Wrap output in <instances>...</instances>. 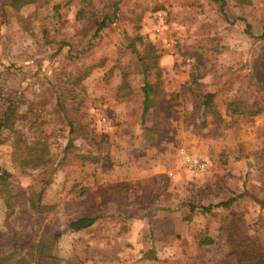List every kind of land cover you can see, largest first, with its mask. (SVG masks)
I'll list each match as a JSON object with an SVG mask.
<instances>
[{
	"label": "rangeland",
	"instance_id": "obj_1",
	"mask_svg": "<svg viewBox=\"0 0 264 264\" xmlns=\"http://www.w3.org/2000/svg\"><path fill=\"white\" fill-rule=\"evenodd\" d=\"M222 2L0 6V118L11 101L24 116L0 131V166L11 174L13 195L0 192V258L16 235L28 264H237L223 229L230 222L264 254V112L225 115L235 99L263 105L253 82L264 73V41L248 37L239 19L261 31L264 0ZM101 21L108 26L96 33ZM193 76L215 93L219 126L199 108ZM145 81L158 96L143 115ZM124 91L130 94L119 98ZM59 101L77 105L86 138L72 140ZM181 148L203 157L207 171L186 174ZM229 198L237 200L226 209H189ZM84 216L99 219L60 237L45 260L41 236Z\"/></svg>",
	"mask_w": 264,
	"mask_h": 264
},
{
	"label": "trees",
	"instance_id": "obj_2",
	"mask_svg": "<svg viewBox=\"0 0 264 264\" xmlns=\"http://www.w3.org/2000/svg\"><path fill=\"white\" fill-rule=\"evenodd\" d=\"M38 0H0V6L4 4L9 5L14 10H20L21 8L36 3ZM222 4V0H212ZM238 5H248L250 4V0H235ZM245 23V27L243 28V32L254 41H264V28L261 31L254 32L251 25L245 22L244 19H239ZM114 23V22H113ZM108 24L105 21H101L98 24V28L96 29V33H98L103 28L107 27ZM129 47L136 52V48L133 44H130ZM264 58V57H263ZM156 62V61H155ZM11 68H16L20 70V66L17 65H10ZM91 69L87 68L85 72H83L82 78L90 73ZM198 78V77H197ZM196 77H192V82L197 85V89L195 90L197 95L200 97L199 108H201L204 114L210 116V120L208 124L211 126H219L224 121V116L218 111L215 105V93L214 92H203L201 83L198 82ZM255 82L253 85L255 88L262 94V103L263 105L258 106L256 109H251L245 102L241 100H232L226 105V116L234 117V116H248L253 117L264 112V73H261L259 77H256ZM157 86L145 81L142 86V93H143V115L149 111V108L152 103L157 104L156 96L157 93ZM194 93V90L191 91ZM122 93V92H121ZM129 92H123L122 94H118V97H125L129 95ZM16 101H11L5 111L3 112L0 118V131L2 128L10 127L13 119L16 115ZM60 110L64 112V116L67 120V125L69 127V135L72 137V140L78 137L86 138L87 133L84 127L79 124L78 119H76L78 115V107L76 104H73L71 108L66 109L62 101H59ZM16 118H24L23 115H16ZM206 122L202 123L205 124ZM148 130L146 127H143ZM72 143V141H71ZM30 151L37 152L35 149L30 148ZM11 178V174L5 170H3L0 166V192L4 194L5 197L10 198L13 197L12 191L9 189V180ZM240 197L242 195H239ZM30 202H32V198L28 197ZM40 200V197L38 201ZM236 198H229L224 201H220L215 204H211L209 206H196L193 204L189 205V209L191 213L197 212L198 210L203 213H209L212 209L222 208L226 209L232 206ZM33 204V205H32ZM32 208L34 203L32 202ZM264 206V203H260ZM99 219L98 216H84L79 217L73 221L66 223L60 231H57L52 234L42 235L37 243V247L41 249L40 254L44 257L45 260H50L53 258L52 256V248L54 242H56L60 237L63 235H72L82 231H85L91 228L96 221ZM228 234L231 243V247L235 250L236 255V263L237 264H264V254L261 248L258 246L256 241L250 240L248 242L243 241L240 239V229L235 222H230L223 228ZM17 236L12 237V251L5 255L4 257L0 258V264H28L25 261L24 257L19 253L18 250V241ZM201 243L203 244H210V239H204ZM4 246V237L0 233V248ZM153 248V247H152ZM150 258L153 260H157L153 249H150L147 253Z\"/></svg>",
	"mask_w": 264,
	"mask_h": 264
},
{
	"label": "built area",
	"instance_id": "obj_3",
	"mask_svg": "<svg viewBox=\"0 0 264 264\" xmlns=\"http://www.w3.org/2000/svg\"><path fill=\"white\" fill-rule=\"evenodd\" d=\"M178 164L186 174L192 177L202 175L208 169L207 161L203 157L191 154L184 148L179 150Z\"/></svg>",
	"mask_w": 264,
	"mask_h": 264
},
{
	"label": "crops",
	"instance_id": "obj_4",
	"mask_svg": "<svg viewBox=\"0 0 264 264\" xmlns=\"http://www.w3.org/2000/svg\"><path fill=\"white\" fill-rule=\"evenodd\" d=\"M180 167V166H179ZM181 168V167H180ZM159 212V211H158ZM153 214V213H152ZM149 217V215H148ZM147 224H150V219L147 218Z\"/></svg>",
	"mask_w": 264,
	"mask_h": 264
}]
</instances>
